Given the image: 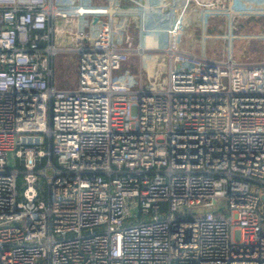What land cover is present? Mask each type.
Returning a JSON list of instances; mask_svg holds the SVG:
<instances>
[{"label": "built area", "instance_id": "1", "mask_svg": "<svg viewBox=\"0 0 264 264\" xmlns=\"http://www.w3.org/2000/svg\"><path fill=\"white\" fill-rule=\"evenodd\" d=\"M106 1L0 0V264H264V57L231 46L264 0Z\"/></svg>", "mask_w": 264, "mask_h": 264}, {"label": "rangeland", "instance_id": "2", "mask_svg": "<svg viewBox=\"0 0 264 264\" xmlns=\"http://www.w3.org/2000/svg\"><path fill=\"white\" fill-rule=\"evenodd\" d=\"M101 7L106 6V0H96ZM61 5L60 3H56ZM206 32L210 54L213 57H220L228 52L230 38L227 37L229 31V17L222 14H211L206 18ZM231 46L236 58L241 60H257L264 57V16L235 15L233 17V33ZM217 37V38H215ZM56 59V60H55ZM53 61V69L58 84H68L74 86L77 78V57L69 53L60 54ZM139 55L133 54L130 60L123 65L126 72L140 74L143 76V86L148 88L151 84L158 89H164L165 79L168 75L166 70L161 72V63L158 64L157 74L151 80L148 79V72L142 66L140 68ZM115 76H120L119 71H115Z\"/></svg>", "mask_w": 264, "mask_h": 264}]
</instances>
